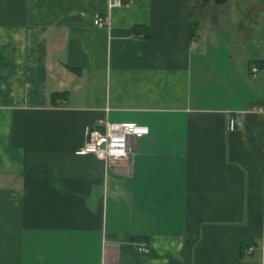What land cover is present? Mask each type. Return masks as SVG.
Segmentation results:
<instances>
[{
    "label": "crops",
    "instance_id": "1",
    "mask_svg": "<svg viewBox=\"0 0 264 264\" xmlns=\"http://www.w3.org/2000/svg\"><path fill=\"white\" fill-rule=\"evenodd\" d=\"M112 1L0 0V264H264V0Z\"/></svg>",
    "mask_w": 264,
    "mask_h": 264
},
{
    "label": "built area",
    "instance_id": "2",
    "mask_svg": "<svg viewBox=\"0 0 264 264\" xmlns=\"http://www.w3.org/2000/svg\"><path fill=\"white\" fill-rule=\"evenodd\" d=\"M130 0H113L111 5L122 6L129 4ZM109 15H97L93 23L99 27L106 26ZM252 75L256 76L258 67H252ZM240 126L237 118L231 117L230 130ZM148 133V128L135 122L113 123L99 119L96 124L88 125L84 129V142L76 150L77 154H93L99 160L111 162L128 159L131 151L130 138L139 137ZM140 250L146 251V245L140 244Z\"/></svg>",
    "mask_w": 264,
    "mask_h": 264
},
{
    "label": "rangeland",
    "instance_id": "3",
    "mask_svg": "<svg viewBox=\"0 0 264 264\" xmlns=\"http://www.w3.org/2000/svg\"><path fill=\"white\" fill-rule=\"evenodd\" d=\"M236 1V0H235ZM202 0H200V3H199V9L201 8V9H203V8H206V16L208 17V16H211V15H213L214 13H218V14H221L222 12L220 11V10H222L223 9V13L225 14L226 13V10L227 9H231V10H234V8H236V10H234V11H241V10H237V6H233V4H232V2H233V0H230L229 1V3L228 4H226V5H219L217 2H216V0H211L210 2H208V3H206L205 5L204 4H202ZM236 2H240L242 5H243V7H244V9L246 8V7H252V5L251 6H248L250 3H251V1L250 0H237ZM261 3H264V1H261ZM236 5V4H235ZM256 6V5H255ZM234 7V8H233ZM242 7V6H241ZM259 7H264V4L263 5H261V6H259ZM253 10H255V11H259V9L257 8V6L256 7H253L252 8ZM235 15H236V13H235ZM233 16L232 18H234V17H236V16ZM238 18H240V16H238ZM244 18H245V16H244ZM254 18V17H253ZM252 18V19H253ZM255 19V18H254ZM253 19V20H254ZM260 19H261V24H264V14L263 13H260ZM233 25H235L234 23H232ZM259 34H262V36L264 35L263 33H264V25L263 26H261V27H259L258 28V31H257Z\"/></svg>",
    "mask_w": 264,
    "mask_h": 264
},
{
    "label": "trees",
    "instance_id": "4",
    "mask_svg": "<svg viewBox=\"0 0 264 264\" xmlns=\"http://www.w3.org/2000/svg\"><path fill=\"white\" fill-rule=\"evenodd\" d=\"M194 26H193V29L191 31V35L194 34ZM252 63H255L257 64L258 66H260L261 68H264V60H261V59H255L252 61ZM58 96V94H54L52 93L51 94V99H55L56 97Z\"/></svg>",
    "mask_w": 264,
    "mask_h": 264
},
{
    "label": "water",
    "instance_id": "5",
    "mask_svg": "<svg viewBox=\"0 0 264 264\" xmlns=\"http://www.w3.org/2000/svg\"><path fill=\"white\" fill-rule=\"evenodd\" d=\"M218 3H224L226 0H216Z\"/></svg>",
    "mask_w": 264,
    "mask_h": 264
}]
</instances>
